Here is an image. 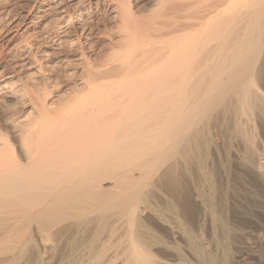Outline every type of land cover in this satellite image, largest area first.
I'll return each mask as SVG.
<instances>
[{
  "label": "bare ground",
  "instance_id": "6f19581e",
  "mask_svg": "<svg viewBox=\"0 0 264 264\" xmlns=\"http://www.w3.org/2000/svg\"><path fill=\"white\" fill-rule=\"evenodd\" d=\"M20 11L0 25V264H264V0Z\"/></svg>",
  "mask_w": 264,
  "mask_h": 264
},
{
  "label": "rangeland",
  "instance_id": "374dc122",
  "mask_svg": "<svg viewBox=\"0 0 264 264\" xmlns=\"http://www.w3.org/2000/svg\"><path fill=\"white\" fill-rule=\"evenodd\" d=\"M7 1L8 0H0V14H1L0 15V19L4 17L3 19L0 20V21H2V23H0V25H5L6 27L13 26L14 24L12 25V20H14V17H16V15L19 12H21L20 10L26 9L27 7L31 6L32 3L34 2V0H16V1H10V2L9 1L7 2ZM14 2H16V3H14ZM17 2H19V3H17ZM28 3H29V5H28ZM15 5H16V7H15ZM7 11H9V13ZM12 15H15V16H12ZM103 17L104 16H100L99 21H98L99 25H101L103 23H106V24L109 23V21L105 20ZM103 20H105V21L103 22ZM11 31L4 32V33L0 34V67L2 65H5V64H7V63H9L11 61V56H10L11 54L6 52V50H5V47L7 46V41H5V40H6V37L9 36ZM110 33H111V31H110ZM32 34L33 33H31V34L29 33V35H32ZM29 35H26V37L29 36ZM11 36H12V34L10 35V37ZM26 37H24V38L22 37V39H19L21 37H18L17 42H21V41L24 42L23 39H26L27 41H29V43L34 44V46H36V47H33V48H35V52H37L39 49H41L40 47H42V41H43L42 38H39L35 34H33L32 37H27V38ZM108 38H109V34L107 36H105L104 38H102L101 40H99L97 43H95V45H94L95 46L94 47L95 50L104 51V53L105 52H110L108 50H111L110 49L111 45L109 44ZM91 50L93 51L94 49H91ZM92 51H90V54L92 53ZM53 74H55V77L59 80L60 83H62V82H64V84L65 83H72V81H73V79L63 76L61 70L55 69V70H53ZM9 82H12V83H10L12 86H13L14 83L16 85L17 79L14 78L12 80H9ZM58 85H54L53 87L49 88V92L48 93H51L49 96H54L57 93V91L61 89L62 85H59V86ZM54 87H56V88H54ZM240 180L241 179L237 180V182H239V185L241 184ZM241 195H242L241 199H243V197H245V200L243 199L242 203L244 205L246 204L245 206H247L249 208L252 205L251 202H253L252 201V197L250 196L248 198L244 194H241ZM244 201H245V203H244ZM243 209H244V207H243ZM254 209H257V211L259 213L261 212V209H259L260 211L258 210V208H254Z\"/></svg>",
  "mask_w": 264,
  "mask_h": 264
}]
</instances>
